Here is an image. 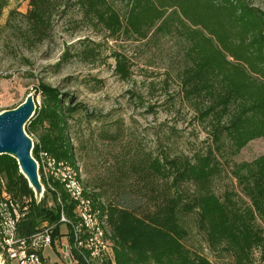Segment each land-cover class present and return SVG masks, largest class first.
Here are the masks:
<instances>
[{
    "label": "trees",
    "instance_id": "16d2710c",
    "mask_svg": "<svg viewBox=\"0 0 264 264\" xmlns=\"http://www.w3.org/2000/svg\"><path fill=\"white\" fill-rule=\"evenodd\" d=\"M66 1L78 6L90 22L102 25L117 37L144 38L158 20L155 30L167 27L169 13L176 14L178 10L177 19L190 41L180 73L183 96L194 99L197 115L207 121L214 144L206 152L191 156L150 159L146 176L151 181L158 177L163 183L161 199L152 211L140 212L146 202L142 195L124 191L107 205L98 193L85 186L90 189L87 194L102 222L114 264H213L184 243L188 236L184 219L191 213L196 214L195 226L205 235L211 251L230 253L234 264H255L252 250L258 248L264 253V228L256 223L257 217L264 221V153L232 170L249 203L230 189L217 194L212 181L220 173L217 157L223 155L225 142L235 154L247 141L259 137L264 140V10L250 0H123L126 10L121 16L107 0ZM8 3L9 0H0V20ZM60 3L28 0L26 11L10 9L0 26V39L6 30H12V36L29 48L43 43L50 38L53 16ZM81 52L86 54V47ZM67 55L65 51L62 58ZM114 55L117 71L122 78H128L130 72L124 61L118 59V53ZM40 91L45 96L43 104L39 110L35 105L26 124L27 133H36L38 140L32 141L31 154L38 159L41 150L74 164L68 119L77 106L68 105L65 94L57 88L40 83ZM232 103L235 109H231ZM39 122L47 125L37 133L35 125ZM43 184L46 191L47 184ZM53 185L59 191L61 204L47 208L41 199L34 198L17 160L0 154V199L3 191L14 201L28 199V211L18 223L21 235L35 231L41 221L57 222L61 206L67 216H73L75 202L59 182ZM153 192L156 194V189ZM50 194L57 200L55 192ZM58 230L59 225L54 230L56 238ZM53 246L58 251L57 241ZM72 250L78 264H84L85 250L73 245ZM53 264L63 263L58 260Z\"/></svg>",
    "mask_w": 264,
    "mask_h": 264
},
{
    "label": "rangeland",
    "instance_id": "374dc122",
    "mask_svg": "<svg viewBox=\"0 0 264 264\" xmlns=\"http://www.w3.org/2000/svg\"><path fill=\"white\" fill-rule=\"evenodd\" d=\"M107 1L117 7L121 16L125 13L123 0ZM57 2L61 3L53 16L50 38L43 43L29 48L12 36V30L2 35L0 112L14 108L32 92L37 93L35 105L39 110L45 97L40 83L57 88L65 94L66 103L76 105L77 110L68 119L75 163L56 161L70 167L91 201L87 194L90 189L107 205L122 192L130 191L146 198L140 212L152 211L161 199L163 183L158 177L151 181L146 176L150 159L191 156L214 146L210 127L197 115L194 99L183 96L180 73L186 64L184 54L190 41L177 19L179 12L170 14L168 10V26L155 30L158 20L144 38L117 37L83 17L73 2ZM250 2L264 10V0ZM27 3L28 0H9L0 26L5 23L7 11L15 8L24 12ZM83 47H86L84 55L79 53ZM65 51L68 55L62 58ZM115 53L128 68V78H122L117 71ZM235 106L232 103L231 109ZM46 125L37 123L36 132L40 133ZM27 134L33 142L38 141L36 133ZM262 139L247 141L235 154L228 148L229 142H225L223 155L217 157L221 162L220 173L212 181L217 194L230 189L236 192L237 198L249 203L232 170L237 164L264 153ZM57 202L60 203L44 191L41 198L44 207H55ZM104 220L106 224V216ZM256 223L264 228V221L259 217ZM184 224L188 229L184 239L187 246L208 257L213 264H234L230 253L210 250L205 235L195 226L196 214L186 216ZM259 250H252L254 263L264 264V253ZM45 254L51 264L54 254L49 249Z\"/></svg>",
    "mask_w": 264,
    "mask_h": 264
},
{
    "label": "built area",
    "instance_id": "2783aa9c",
    "mask_svg": "<svg viewBox=\"0 0 264 264\" xmlns=\"http://www.w3.org/2000/svg\"><path fill=\"white\" fill-rule=\"evenodd\" d=\"M41 156H50L56 168V182L59 177H65V173L58 170L56 158L44 151H39V158L35 159L38 166V175L43 185V193L47 184L42 178ZM71 182V181H70ZM73 188V185H72ZM48 193L55 192L57 200L61 204L59 191L46 190ZM43 196V195H42ZM42 198V197H41ZM28 199L14 201L6 191H3L0 199V254L3 257V264H48L49 256L45 254L49 249L55 256L52 261H60L63 264H78L76 255L72 250V243H80L85 252H89V259L83 260L84 264H114V254L109 253V245L106 241H99L96 234H90V206L80 197L79 206L74 207L73 216H67L61 206L59 219L55 223L41 221L36 230L30 234L21 235L18 232V223L24 218L28 211ZM59 225L57 238L54 230ZM77 227H84V242H75ZM53 241L58 242V251L53 246Z\"/></svg>",
    "mask_w": 264,
    "mask_h": 264
},
{
    "label": "water",
    "instance_id": "95a60500",
    "mask_svg": "<svg viewBox=\"0 0 264 264\" xmlns=\"http://www.w3.org/2000/svg\"><path fill=\"white\" fill-rule=\"evenodd\" d=\"M34 92L28 93L16 107L0 112V154H8L17 160L19 170L26 176L36 201L43 195V185L38 175V166L31 151L33 142L25 131L35 111Z\"/></svg>",
    "mask_w": 264,
    "mask_h": 264
},
{
    "label": "bare ground",
    "instance_id": "6f19581e",
    "mask_svg": "<svg viewBox=\"0 0 264 264\" xmlns=\"http://www.w3.org/2000/svg\"><path fill=\"white\" fill-rule=\"evenodd\" d=\"M55 162L58 165V170L61 173H65V177H59V183L63 185V187L69 193L70 197L75 202V207L79 206L80 197L83 198V201L85 200L87 205H92L91 200L84 195V188L82 187L81 182L76 178L75 173L70 169V167L66 165L63 161ZM41 168H43L41 176L44 180H46L47 187L50 190H55L53 184H55L56 181V168L54 166V161L51 159V157L41 156ZM90 216L92 218V223H90L89 229L90 234H96V238H99V241H106V244L109 245L108 241L104 238L102 222L99 219L97 212L93 208V205L90 206ZM75 242H84V227H77V235H75ZM72 245L73 247L78 248L80 250H85V248H83L80 243H72ZM86 253V259H89V252ZM109 253L112 254L110 246ZM0 258L3 261V257L1 256V254Z\"/></svg>",
    "mask_w": 264,
    "mask_h": 264
}]
</instances>
